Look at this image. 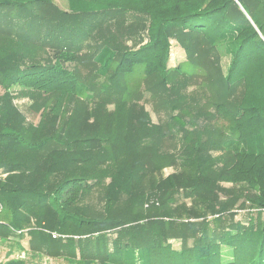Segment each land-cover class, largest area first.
I'll list each match as a JSON object with an SVG mask.
<instances>
[{
  "label": "trees",
  "instance_id": "trees-1",
  "mask_svg": "<svg viewBox=\"0 0 264 264\" xmlns=\"http://www.w3.org/2000/svg\"><path fill=\"white\" fill-rule=\"evenodd\" d=\"M68 1L74 9L0 0V243L12 246L8 254L264 264V0ZM126 13L135 15L127 25ZM142 31L147 41L129 49L125 38ZM171 38L185 49L174 68ZM198 69L202 81L187 92ZM136 76L168 110L164 120L151 122L130 88ZM13 84L31 98L37 123L13 102ZM165 166L176 170L164 175ZM91 191L97 201L82 202ZM244 202L256 213L246 223L234 213ZM24 257L1 264H34Z\"/></svg>",
  "mask_w": 264,
  "mask_h": 264
},
{
  "label": "rangeland",
  "instance_id": "rangeland-1",
  "mask_svg": "<svg viewBox=\"0 0 264 264\" xmlns=\"http://www.w3.org/2000/svg\"><path fill=\"white\" fill-rule=\"evenodd\" d=\"M54 1L61 7L64 8L66 7L67 9L69 7V4H71V8L74 9V5H72L71 2L69 3L68 0H54ZM124 16H125L124 18L125 25H127L131 21H134L135 15L133 13L132 14L126 13ZM105 24H109V25L112 24V20L106 19ZM146 41H147V37L145 31L140 32L139 35H132L130 37H127L124 40L125 45L132 50L137 49L141 44H143ZM169 44H170V49H169L170 54L168 59V67L174 68V66H176L178 63L185 60V49L181 44L176 42L174 38L170 39ZM46 52L49 54L52 53L50 49L46 50ZM226 61H227L226 57H223L221 60L223 65H225ZM67 67H69V64ZM195 73L198 75L189 82L187 86V92H192L193 90L197 89V87L200 85L202 81L201 74L203 72L201 71V69L196 70ZM134 79L135 81L130 82V88H135V90L140 91L141 98L139 100V103H141L144 109L148 112L151 122L156 123L161 120H164L168 110L164 107L157 108L159 105L158 103L155 102V100H153V98L150 97L149 91L144 88L146 84L145 85L143 84V80L141 76H136V78ZM9 91L14 94L12 95L13 102L22 112V114L25 116L26 120L34 124L37 123L39 119V113L37 111H33L30 108L31 98L26 94H21V92L24 91V89L19 85L13 84L9 86ZM3 92L4 89L0 86V94H2ZM133 92L136 93V91ZM108 108L112 109L113 105L110 104ZM175 170L176 168H174L173 166H165L162 171L164 175H168L169 173L174 172ZM221 186L230 187L231 185L229 183L223 182ZM96 199H97L96 191H91L87 196H84L83 200L81 201L84 203L86 202V203L94 204L97 201ZM181 201L185 202L187 205L190 204V200L187 197H181ZM244 203H245L244 206H239L236 204L237 206L234 207L235 210L234 213H235V219L241 220L243 223H246L248 217L251 216L252 213H253L252 216H254V214L256 213L254 210L251 211L248 210L250 208L248 203L247 202ZM260 216L264 218V211L261 212ZM28 238L29 237L26 234V232L23 231V234L18 237V240L20 241L24 249L29 252ZM172 242L175 247L179 246V240H173ZM190 242L191 241H189V244ZM10 249H12L11 245L0 243V264L8 259H12L13 257H16L18 254L20 255V257H24L23 252L17 250H14L13 253L8 254ZM24 258L27 259L29 262H33L34 264H76V263H70L66 259H63L62 257L55 258V257L42 256L40 258L39 257L29 258L27 255H25Z\"/></svg>",
  "mask_w": 264,
  "mask_h": 264
},
{
  "label": "built area",
  "instance_id": "built-area-1",
  "mask_svg": "<svg viewBox=\"0 0 264 264\" xmlns=\"http://www.w3.org/2000/svg\"><path fill=\"white\" fill-rule=\"evenodd\" d=\"M51 235H52V237H65L64 235H62V234H60V233H57V232H55V231H52V232H51Z\"/></svg>",
  "mask_w": 264,
  "mask_h": 264
},
{
  "label": "crops",
  "instance_id": "crops-1",
  "mask_svg": "<svg viewBox=\"0 0 264 264\" xmlns=\"http://www.w3.org/2000/svg\"><path fill=\"white\" fill-rule=\"evenodd\" d=\"M81 51H84V50H81Z\"/></svg>",
  "mask_w": 264,
  "mask_h": 264
}]
</instances>
